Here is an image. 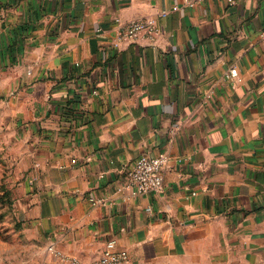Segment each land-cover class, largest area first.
Wrapping results in <instances>:
<instances>
[{"label":"crops","instance_id":"0c3cea01","mask_svg":"<svg viewBox=\"0 0 264 264\" xmlns=\"http://www.w3.org/2000/svg\"><path fill=\"white\" fill-rule=\"evenodd\" d=\"M183 1L0 0V145L29 239L13 264L110 238L120 264H264V0ZM146 16L153 43L113 45ZM143 153L168 156L163 186L132 194Z\"/></svg>","mask_w":264,"mask_h":264},{"label":"built area","instance_id":"2783aa9c","mask_svg":"<svg viewBox=\"0 0 264 264\" xmlns=\"http://www.w3.org/2000/svg\"><path fill=\"white\" fill-rule=\"evenodd\" d=\"M203 0H184L183 7H192L195 4ZM232 1V0H229ZM179 5H172L171 9L176 10ZM166 10L160 11V16H165ZM160 26L155 17L146 16L130 19L122 23L118 30L117 36L113 41L115 47H119L123 44L137 41H147L153 43L155 36L160 31ZM229 75H236V68L231 67L229 69ZM168 162V156L165 154L148 155L141 154L134 159L127 172V179L125 187L129 189L132 194H142L150 191H158L163 186V173ZM92 204H100L104 202L101 197H89ZM147 212H150L149 207L146 208ZM47 250L60 257L62 260H70L73 264H120L128 259V253L126 249L119 247L115 239L110 238L104 242L100 255L89 261H80L74 257H67L56 249L51 243L47 245Z\"/></svg>","mask_w":264,"mask_h":264},{"label":"rangeland","instance_id":"374dc122","mask_svg":"<svg viewBox=\"0 0 264 264\" xmlns=\"http://www.w3.org/2000/svg\"><path fill=\"white\" fill-rule=\"evenodd\" d=\"M15 186L14 159L7 145H0V264H13L29 240L18 213Z\"/></svg>","mask_w":264,"mask_h":264}]
</instances>
